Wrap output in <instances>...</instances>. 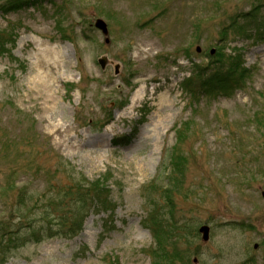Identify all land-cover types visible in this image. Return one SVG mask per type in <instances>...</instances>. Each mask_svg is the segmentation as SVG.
<instances>
[{"label": "rangeland", "instance_id": "obj_1", "mask_svg": "<svg viewBox=\"0 0 264 264\" xmlns=\"http://www.w3.org/2000/svg\"><path fill=\"white\" fill-rule=\"evenodd\" d=\"M46 6L0 14V136L15 137L20 155L25 138L48 140L104 181L114 212H90L71 238L11 248L2 264H150L142 248L153 239L140 222L174 147L186 158L174 205L192 264H264V0ZM215 51L251 73L232 96L199 88L196 68L211 69ZM30 188L43 191V180ZM201 224L206 242L189 234Z\"/></svg>", "mask_w": 264, "mask_h": 264}, {"label": "trees", "instance_id": "obj_2", "mask_svg": "<svg viewBox=\"0 0 264 264\" xmlns=\"http://www.w3.org/2000/svg\"><path fill=\"white\" fill-rule=\"evenodd\" d=\"M47 3L54 4L55 0H3L0 1V14L27 8L43 12ZM216 53V58L211 63L209 61L213 64L211 69L201 65L196 68L199 86H202L199 88L204 89L208 96H232L236 89L245 88V81L251 73L242 67V63L236 62L237 58L232 61L224 58L225 65L221 62L225 54L221 51ZM205 67L207 70L201 72ZM178 136L180 139V134ZM47 141L39 137L25 138L22 142L26 145L25 153L20 155V150L15 148L18 142L15 137L6 132L0 136V264L11 248L51 237L71 238L82 229L90 212H114L110 189L104 181L85 177L65 157L56 153ZM169 152L162 159H168L170 163L166 185L158 192L157 199L147 200L146 215L140 222L153 239L151 245L142 249L150 264H192L190 257L197 253L191 254L184 234L187 225L181 223L175 214L174 205V193H179L184 184L186 158L177 147ZM38 179L44 182L41 192L30 188ZM102 230L105 231L104 228ZM189 234L197 238L198 231L193 229ZM104 262L121 264L111 258Z\"/></svg>", "mask_w": 264, "mask_h": 264}, {"label": "water", "instance_id": "obj_3", "mask_svg": "<svg viewBox=\"0 0 264 264\" xmlns=\"http://www.w3.org/2000/svg\"><path fill=\"white\" fill-rule=\"evenodd\" d=\"M94 26H96L97 29L106 32L107 31V25L103 19H97L94 23ZM107 41V39H106ZM196 51H199V47L196 48ZM99 64L101 67L105 64V58L99 59ZM117 66L115 65V72H117ZM262 195L264 197V192H262ZM209 225L201 224L199 225L198 232L200 233V237L202 238V241L206 242L209 239ZM195 261V260H194Z\"/></svg>", "mask_w": 264, "mask_h": 264}]
</instances>
